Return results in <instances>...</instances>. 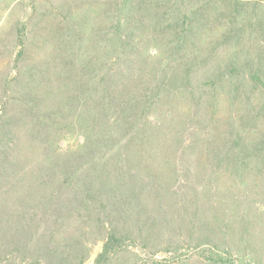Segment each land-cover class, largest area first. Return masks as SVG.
I'll return each instance as SVG.
<instances>
[{"label": "rangeland", "instance_id": "1", "mask_svg": "<svg viewBox=\"0 0 264 264\" xmlns=\"http://www.w3.org/2000/svg\"><path fill=\"white\" fill-rule=\"evenodd\" d=\"M263 23L264 0H0L3 264H94L112 226L106 264H264Z\"/></svg>", "mask_w": 264, "mask_h": 264}, {"label": "trees", "instance_id": "2", "mask_svg": "<svg viewBox=\"0 0 264 264\" xmlns=\"http://www.w3.org/2000/svg\"><path fill=\"white\" fill-rule=\"evenodd\" d=\"M263 26H264V23H263ZM20 41L22 45L24 43L23 35H21ZM19 55H21V52ZM249 76H250L251 94H254V91L256 88H258L259 86H264V76L259 72V70H252ZM105 131H106V136H107L106 139H108V137L111 134H113L112 124L110 125V127H107ZM255 148L257 149L258 147H255ZM106 156L107 155L105 154L104 159H107ZM89 164L90 166L83 169L82 171H80L78 168L75 169L73 172L70 173V175L74 177L75 179H77V181H81V180L84 181L87 177H89L88 181H86L88 183L87 186H96L95 180L97 177V173L100 170V167L102 166V161L99 160L98 165H96L97 162H94V161L90 162ZM81 177H83L84 179H82ZM127 237L133 238L130 235L121 232L116 226H112L108 232V236L102 246V249L100 250V252H98V254L95 257L94 264H106L110 260L113 254H115L116 252L121 250L123 246H125ZM12 249L11 251H7L5 253L12 254L15 251H19V254L22 255L23 250H25V253L27 252L26 254H29L31 252V248L21 242H16L14 245V248ZM83 253L84 252L81 251L77 256V257L80 256V260H78V264H86L83 258L85 254L81 256ZM206 259L211 260L212 262H215V263H225V262L230 263L231 262L229 257L223 254H220V253H216V252L214 254L208 255ZM0 264H3L1 260H0Z\"/></svg>", "mask_w": 264, "mask_h": 264}]
</instances>
